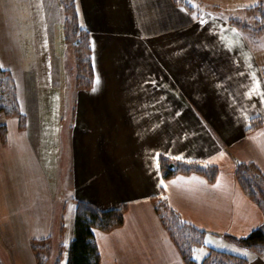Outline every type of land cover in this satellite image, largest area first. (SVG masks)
<instances>
[{
    "label": "crops",
    "instance_id": "1",
    "mask_svg": "<svg viewBox=\"0 0 264 264\" xmlns=\"http://www.w3.org/2000/svg\"><path fill=\"white\" fill-rule=\"evenodd\" d=\"M75 1L94 71L82 90L69 80L60 1L0 0V67L14 75L27 118L21 129L0 113V233L15 264H37L32 243L45 239L67 264L79 201L126 207L120 227L93 232L100 264H187L159 217L160 196L205 232L196 264L211 249L264 264V250L232 239L264 224V207L236 176L240 162L264 175V123L248 131L264 122L253 46L264 34L227 20L264 0H192L193 13L173 0ZM159 155L215 166L217 176L164 179Z\"/></svg>",
    "mask_w": 264,
    "mask_h": 264
},
{
    "label": "trees",
    "instance_id": "2",
    "mask_svg": "<svg viewBox=\"0 0 264 264\" xmlns=\"http://www.w3.org/2000/svg\"><path fill=\"white\" fill-rule=\"evenodd\" d=\"M62 7L65 40L69 53L73 55L76 63L75 87L77 89H90L94 82L92 64V47L88 31L82 27L79 19L75 0H59ZM176 5L183 6L194 12L192 0H173ZM247 17L239 18L229 16L227 20L246 33L248 36L264 34V7L259 4L248 11ZM196 16H200L197 10ZM0 113L7 117H16L19 127L26 128L27 118L23 113L17 91L14 75L0 67ZM260 119H252L248 131L255 130L263 124ZM6 127L0 126V137L6 140ZM161 176L164 179L175 177L179 174L193 172L207 176L214 181L218 168L206 166L196 161H186L159 155ZM237 180L243 191L256 203L264 207V175L252 163H238L236 169ZM159 217L167 232L180 250L187 264H196L192 258L195 248L204 244L205 232L185 221L179 214L172 210L163 196L159 197L156 205ZM126 207L119 210L102 211L94 204L77 202L75 214V235L71 240L68 250L67 264H100V251L94 238V230L111 231L120 227L124 222ZM232 239L253 251L264 250V224L252 231L247 237ZM32 249L37 264H60L61 247L55 249L51 239L33 241ZM246 258L227 252L211 249L202 264H245Z\"/></svg>",
    "mask_w": 264,
    "mask_h": 264
},
{
    "label": "rangeland",
    "instance_id": "3",
    "mask_svg": "<svg viewBox=\"0 0 264 264\" xmlns=\"http://www.w3.org/2000/svg\"><path fill=\"white\" fill-rule=\"evenodd\" d=\"M245 15V13H243V16ZM241 18H244L241 14L239 15ZM49 29L51 30L52 32V29L53 27H49ZM53 34L55 35V32H53ZM56 46H57V38L59 35L56 34ZM58 44L60 46L61 45V38L60 40L58 41ZM255 50L259 53V59L260 61L264 64V35H262L259 40L257 42H255L253 44ZM67 67H68V71H69V80H70V83H72L74 85V88L77 89L75 87V76H76V63H75V60L73 58V55L70 54L69 56V61L67 62ZM68 75L67 74H63L62 77H67ZM67 79V78H66ZM77 90H82V89H77ZM67 93V94H66ZM70 91H67L64 93L63 91V96L66 94L67 97H69ZM70 121V118L68 117L67 119H65V124H67V122ZM2 234L0 233V264H15V261L11 255V252L8 251L7 247L4 245V242L2 240ZM55 245V244H54Z\"/></svg>",
    "mask_w": 264,
    "mask_h": 264
},
{
    "label": "snow or ice",
    "instance_id": "4",
    "mask_svg": "<svg viewBox=\"0 0 264 264\" xmlns=\"http://www.w3.org/2000/svg\"><path fill=\"white\" fill-rule=\"evenodd\" d=\"M204 22H206V21H202V23H204ZM234 31H235V30H234ZM253 75H255V74H253ZM249 95H251V93H249ZM262 96H264V94H262ZM180 158L182 159L183 157H180ZM237 251H239V249H237ZM244 254H245L246 256H249V258H252L248 252H245Z\"/></svg>",
    "mask_w": 264,
    "mask_h": 264
}]
</instances>
